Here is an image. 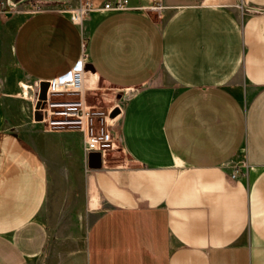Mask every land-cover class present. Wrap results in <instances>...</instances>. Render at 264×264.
I'll return each instance as SVG.
<instances>
[{
    "label": "crops",
    "instance_id": "0c3cea01",
    "mask_svg": "<svg viewBox=\"0 0 264 264\" xmlns=\"http://www.w3.org/2000/svg\"><path fill=\"white\" fill-rule=\"evenodd\" d=\"M2 0H0L1 2ZM0 13V264H264V0H12ZM90 1L73 25L67 11ZM81 55L132 88L123 161L91 170L80 132L30 95Z\"/></svg>",
    "mask_w": 264,
    "mask_h": 264
},
{
    "label": "built area",
    "instance_id": "2783aa9c",
    "mask_svg": "<svg viewBox=\"0 0 264 264\" xmlns=\"http://www.w3.org/2000/svg\"><path fill=\"white\" fill-rule=\"evenodd\" d=\"M20 1V0H19ZM18 1L2 0L0 13L11 14ZM151 11L160 18L162 0H152ZM128 0H119L103 6V10L124 11ZM239 9H244L243 0H238ZM95 10L90 1L67 11L73 25H80ZM101 85L103 87H101ZM25 96L32 102L36 121L50 132H80L87 155L98 153L101 168L119 165L124 150L116 133L122 118L123 102L134 93L132 88L106 87L87 67L85 56L67 73L53 80L39 83L33 90L23 87ZM118 153L119 159H112Z\"/></svg>",
    "mask_w": 264,
    "mask_h": 264
},
{
    "label": "water",
    "instance_id": "95a60500",
    "mask_svg": "<svg viewBox=\"0 0 264 264\" xmlns=\"http://www.w3.org/2000/svg\"><path fill=\"white\" fill-rule=\"evenodd\" d=\"M88 168L91 170H98L101 168L100 155L98 153H91L88 155Z\"/></svg>",
    "mask_w": 264,
    "mask_h": 264
},
{
    "label": "rangeland",
    "instance_id": "374dc122",
    "mask_svg": "<svg viewBox=\"0 0 264 264\" xmlns=\"http://www.w3.org/2000/svg\"><path fill=\"white\" fill-rule=\"evenodd\" d=\"M101 87H103L102 85H101ZM112 159L114 160V159H119V155H118V153H114L113 155H112Z\"/></svg>",
    "mask_w": 264,
    "mask_h": 264
}]
</instances>
